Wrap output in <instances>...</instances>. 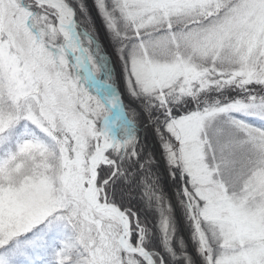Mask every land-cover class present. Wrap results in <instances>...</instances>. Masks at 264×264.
Here are the masks:
<instances>
[{
    "label": "snow or ice",
    "instance_id": "obj_1",
    "mask_svg": "<svg viewBox=\"0 0 264 264\" xmlns=\"http://www.w3.org/2000/svg\"><path fill=\"white\" fill-rule=\"evenodd\" d=\"M0 264H264V0H0Z\"/></svg>",
    "mask_w": 264,
    "mask_h": 264
}]
</instances>
